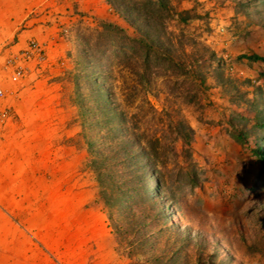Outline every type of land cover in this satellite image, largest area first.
Listing matches in <instances>:
<instances>
[{
    "label": "rangeland",
    "instance_id": "rangeland-1",
    "mask_svg": "<svg viewBox=\"0 0 264 264\" xmlns=\"http://www.w3.org/2000/svg\"><path fill=\"white\" fill-rule=\"evenodd\" d=\"M110 2L60 73L0 67V264H264V0Z\"/></svg>",
    "mask_w": 264,
    "mask_h": 264
},
{
    "label": "crops",
    "instance_id": "crops-1",
    "mask_svg": "<svg viewBox=\"0 0 264 264\" xmlns=\"http://www.w3.org/2000/svg\"><path fill=\"white\" fill-rule=\"evenodd\" d=\"M113 18L107 0H0V67L6 57L17 55L34 40L45 47L43 67L60 73L58 61L65 55L75 26L81 21L95 24ZM31 64L35 66L36 60ZM4 102L0 98V108L6 107ZM7 206L0 205V224H5L4 211L10 212Z\"/></svg>",
    "mask_w": 264,
    "mask_h": 264
},
{
    "label": "trees",
    "instance_id": "trees-1",
    "mask_svg": "<svg viewBox=\"0 0 264 264\" xmlns=\"http://www.w3.org/2000/svg\"><path fill=\"white\" fill-rule=\"evenodd\" d=\"M107 1H108V3L110 2V0H107ZM142 6L145 7L144 8L145 11H146L145 13H143L141 11L139 6H137L136 4H130V3H124V10L130 16H132L133 12H138V13H140V15H146V16H144L145 18H143V19H145L146 25H148V29L150 30L151 29V27H150L151 26V21L154 20L153 16H155V14H158L159 11H165V10L162 9V6L164 7V9H166L165 8V2H164V0H146V2L142 4ZM149 10H155V11L149 12ZM183 20H185V19H183ZM128 22L132 26H135L133 21L129 20ZM103 29L106 30V31L109 30V31H116L117 33H122V29H120L119 27H116V26H114L112 24L104 25ZM144 35L147 36L148 39L150 38L149 33H144ZM143 47L145 49L144 57L147 59L149 57V54H148L149 48H151V47H150L149 44H147L145 42H144V46ZM246 58L251 60V61H262V60H264L263 58H259L257 55L247 56ZM101 97H103V96H101ZM261 127H262V130H263V133H264V124L261 125ZM257 137H258V135H257ZM254 152H255L256 157L259 158V161L264 165V148L259 147ZM132 156H134V155H132ZM134 177L136 178V180H134L132 186H130L127 189V197H128V199L131 200V199L135 198V196H137L139 194H144V195L147 196V199L152 201L153 199H152V196L150 195L151 194L150 193L151 190L148 189V187L146 186L145 181H144L145 180L144 177H142L140 175H134ZM155 183H156V181H155ZM109 198H111V197H109ZM104 200H105L106 205L110 204L109 203L110 199H107L106 197H104Z\"/></svg>",
    "mask_w": 264,
    "mask_h": 264
},
{
    "label": "built area",
    "instance_id": "built-area-1",
    "mask_svg": "<svg viewBox=\"0 0 264 264\" xmlns=\"http://www.w3.org/2000/svg\"><path fill=\"white\" fill-rule=\"evenodd\" d=\"M45 58L44 48L38 42L32 40L27 43L20 54L9 57L4 63V68L10 71L11 82L17 83L25 77L28 62L32 60L43 62ZM4 96V91L0 88V98H4ZM7 118V108H0V131L4 130Z\"/></svg>",
    "mask_w": 264,
    "mask_h": 264
}]
</instances>
